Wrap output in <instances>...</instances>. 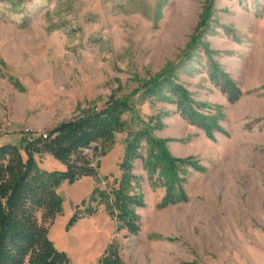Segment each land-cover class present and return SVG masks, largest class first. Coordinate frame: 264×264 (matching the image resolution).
Returning a JSON list of instances; mask_svg holds the SVG:
<instances>
[{"label":"rangeland","instance_id":"rangeland-1","mask_svg":"<svg viewBox=\"0 0 264 264\" xmlns=\"http://www.w3.org/2000/svg\"><path fill=\"white\" fill-rule=\"evenodd\" d=\"M212 63L237 82L238 101L214 84ZM158 77L206 104L223 130L209 137L148 96L145 82ZM112 95L133 110L98 157L101 187L120 177L129 130L146 123L200 168L187 169L185 201L159 207L165 188L136 162L137 234L92 202L96 177L62 182L49 236L70 264H99L111 246L124 264H264V0H0V142L23 148Z\"/></svg>","mask_w":264,"mask_h":264},{"label":"trees","instance_id":"trees-1","mask_svg":"<svg viewBox=\"0 0 264 264\" xmlns=\"http://www.w3.org/2000/svg\"><path fill=\"white\" fill-rule=\"evenodd\" d=\"M214 84L234 103L242 95L237 82L215 63L210 68ZM145 93L177 106L191 124L202 128L210 137L222 131L215 118L200 110L190 93L172 77H158L145 82ZM133 110L129 97L112 95L102 107L83 111L71 120L61 122L32 138H24L23 148L11 142H0V264H70L66 252L59 250L49 236L56 217L63 211L58 193L62 182H76L84 176L98 179L100 160L114 144L116 134L128 129L124 115ZM157 124H144L129 130L120 177L105 176L93 190L92 202L104 205L121 228L132 234L140 230L137 208L145 206L139 192L141 177L135 164L141 161L153 186L165 188L159 207L187 199L184 188L188 167L200 168L192 156H175L164 138L154 134ZM50 155L63 169H48L38 156ZM111 179V180H110ZM97 207H90L93 214ZM99 264H124L111 246Z\"/></svg>","mask_w":264,"mask_h":264},{"label":"crops","instance_id":"crops-1","mask_svg":"<svg viewBox=\"0 0 264 264\" xmlns=\"http://www.w3.org/2000/svg\"><path fill=\"white\" fill-rule=\"evenodd\" d=\"M47 157L48 163L42 164L45 167H47L48 169H63L64 167L56 160H54L50 155H44ZM101 159L103 160V156L101 157ZM47 165V166H46Z\"/></svg>","mask_w":264,"mask_h":264},{"label":"built area","instance_id":"built-area-1","mask_svg":"<svg viewBox=\"0 0 264 264\" xmlns=\"http://www.w3.org/2000/svg\"><path fill=\"white\" fill-rule=\"evenodd\" d=\"M41 134V133H40ZM44 137H46L47 136V133L46 132H44L43 134H42Z\"/></svg>","mask_w":264,"mask_h":264}]
</instances>
